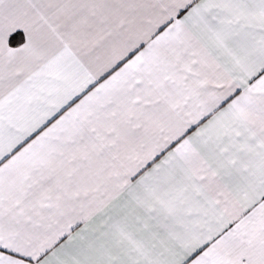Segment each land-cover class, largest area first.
Here are the masks:
<instances>
[{
  "label": "snow or ice",
  "instance_id": "6c2138e0",
  "mask_svg": "<svg viewBox=\"0 0 264 264\" xmlns=\"http://www.w3.org/2000/svg\"><path fill=\"white\" fill-rule=\"evenodd\" d=\"M0 264H264V0H0Z\"/></svg>",
  "mask_w": 264,
  "mask_h": 264
}]
</instances>
